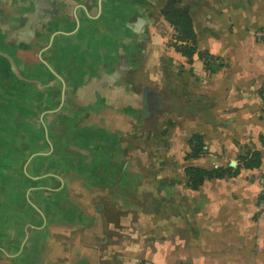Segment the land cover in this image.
Returning <instances> with one entry per match:
<instances>
[{
	"label": "crops",
	"instance_id": "obj_1",
	"mask_svg": "<svg viewBox=\"0 0 264 264\" xmlns=\"http://www.w3.org/2000/svg\"><path fill=\"white\" fill-rule=\"evenodd\" d=\"M117 1L0 0V72L50 68L69 85L77 74L65 72L92 65L96 73L83 77L77 93L91 104L102 100L117 112L118 130L125 128L118 140L127 139L128 160L112 168L115 181L97 194L109 199V226L118 220L120 239L110 245L109 262L98 264H264V37L257 36L264 32V0H178L198 51L212 57L207 66L188 63L172 47L175 38L167 44L156 33L162 25L154 6L130 9ZM121 27L127 45L119 41ZM136 61L150 69L158 61V72H135ZM133 75L145 79L132 83ZM146 89L150 113L143 118ZM195 134L203 137L204 154L185 160ZM247 150L259 152L258 167L243 166ZM189 166L238 174L191 190L184 179Z\"/></svg>",
	"mask_w": 264,
	"mask_h": 264
},
{
	"label": "rangeland",
	"instance_id": "obj_2",
	"mask_svg": "<svg viewBox=\"0 0 264 264\" xmlns=\"http://www.w3.org/2000/svg\"><path fill=\"white\" fill-rule=\"evenodd\" d=\"M164 2L116 3L130 9L154 6L155 23L162 25L156 33L169 44L174 32L160 20ZM120 32V43H131L122 27ZM135 64L140 74L158 72V61L151 69L144 61ZM91 67L65 72L77 74L69 85L62 72H55L59 79L47 66L50 72H0V264L109 262L110 245L120 239L118 220L109 226V199L97 194L102 185L111 187L118 175L111 170L127 162L123 154L130 146L127 139L118 140L126 131L116 126L117 112L77 93L83 77L96 73ZM144 79L127 80L141 84ZM148 85L159 90L154 82Z\"/></svg>",
	"mask_w": 264,
	"mask_h": 264
},
{
	"label": "trees",
	"instance_id": "obj_3",
	"mask_svg": "<svg viewBox=\"0 0 264 264\" xmlns=\"http://www.w3.org/2000/svg\"><path fill=\"white\" fill-rule=\"evenodd\" d=\"M162 15L174 31L175 42L172 44L174 50L186 57L188 63H192V61L198 59L204 61L207 66L212 57L205 52L198 51L196 35L187 8L178 5L176 1L170 0L164 6ZM188 145L189 152L185 155V160L197 159L204 154V142L201 135H193L189 139ZM241 161L246 168H256L261 163V156L257 151L247 150L246 155L241 158ZM237 174L238 168L204 169L189 166L184 170V179L189 189L197 190L206 180L234 177Z\"/></svg>",
	"mask_w": 264,
	"mask_h": 264
},
{
	"label": "water",
	"instance_id": "obj_4",
	"mask_svg": "<svg viewBox=\"0 0 264 264\" xmlns=\"http://www.w3.org/2000/svg\"><path fill=\"white\" fill-rule=\"evenodd\" d=\"M125 65H126V57L122 54L121 62H120V68L121 67L124 68ZM121 73H122L121 70H120V72L119 71L115 72L112 76L109 77V80H111V81L116 80ZM55 75H56V73H55ZM56 77H58V76L56 75ZM58 78L60 79V77H58ZM63 87H64V82H63ZM147 92H148V89H146L144 92V103H143V109H142L143 118H146L150 113L149 109L147 108ZM62 94H64V89L62 91ZM235 165H236L235 162H231V164H230L231 167H234Z\"/></svg>",
	"mask_w": 264,
	"mask_h": 264
},
{
	"label": "built area",
	"instance_id": "obj_5",
	"mask_svg": "<svg viewBox=\"0 0 264 264\" xmlns=\"http://www.w3.org/2000/svg\"><path fill=\"white\" fill-rule=\"evenodd\" d=\"M258 38H260V40L264 37V32H258L257 33ZM259 183L261 185L262 188H264V174L262 175V177L259 180Z\"/></svg>",
	"mask_w": 264,
	"mask_h": 264
},
{
	"label": "flooded vegetation",
	"instance_id": "obj_6",
	"mask_svg": "<svg viewBox=\"0 0 264 264\" xmlns=\"http://www.w3.org/2000/svg\"><path fill=\"white\" fill-rule=\"evenodd\" d=\"M169 1H170V0H169ZM173 1H176L178 4H180L178 0H173ZM167 2H168V0H166V1L164 2L165 4L162 6V8L160 9V11L163 10V8H164V6L167 4Z\"/></svg>",
	"mask_w": 264,
	"mask_h": 264
}]
</instances>
